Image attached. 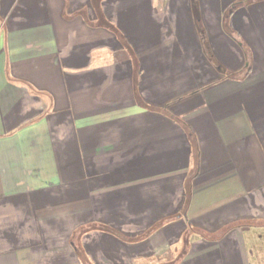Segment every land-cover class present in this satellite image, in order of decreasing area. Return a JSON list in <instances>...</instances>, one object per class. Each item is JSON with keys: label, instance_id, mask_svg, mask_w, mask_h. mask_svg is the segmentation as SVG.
Masks as SVG:
<instances>
[{"label": "crops", "instance_id": "crops-1", "mask_svg": "<svg viewBox=\"0 0 264 264\" xmlns=\"http://www.w3.org/2000/svg\"><path fill=\"white\" fill-rule=\"evenodd\" d=\"M196 2L0 0V264H264V0Z\"/></svg>", "mask_w": 264, "mask_h": 264}, {"label": "trees", "instance_id": "trees-1", "mask_svg": "<svg viewBox=\"0 0 264 264\" xmlns=\"http://www.w3.org/2000/svg\"><path fill=\"white\" fill-rule=\"evenodd\" d=\"M239 3H241V1L237 2V4H239ZM191 5H192L193 13H194L195 24H196L197 29L199 31V35H200V38H201V43H202L203 49L207 53L208 58L212 59L211 53L209 52V49H208V45H207V43L205 41L203 28H202L201 23H200L199 14H198V11H197V2H196V0H191ZM217 67L220 68L219 66H217ZM231 226H233V225H227V226L223 227L221 230L218 231L217 234L224 233ZM84 264H86V263H84Z\"/></svg>", "mask_w": 264, "mask_h": 264}]
</instances>
